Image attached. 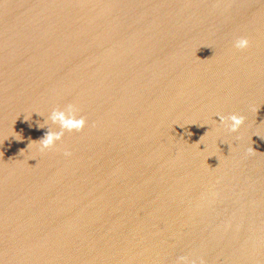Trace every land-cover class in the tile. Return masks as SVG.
Masks as SVG:
<instances>
[{
	"label": "water",
	"instance_id": "95a60500",
	"mask_svg": "<svg viewBox=\"0 0 264 264\" xmlns=\"http://www.w3.org/2000/svg\"><path fill=\"white\" fill-rule=\"evenodd\" d=\"M182 255L264 264V0H0V264Z\"/></svg>",
	"mask_w": 264,
	"mask_h": 264
},
{
	"label": "clouds",
	"instance_id": "9594fccd",
	"mask_svg": "<svg viewBox=\"0 0 264 264\" xmlns=\"http://www.w3.org/2000/svg\"><path fill=\"white\" fill-rule=\"evenodd\" d=\"M249 45L247 39L241 38L234 42L236 48H246ZM79 109L74 104H68L63 110L53 109L47 119L44 118L42 124H39L40 128L48 127V122L52 125H58L59 131H53L48 127L45 135L36 141L39 143L40 149H49L54 146L57 141H60L65 131H81L86 125V118L82 115H78ZM219 123L224 126L229 132H237L245 122V117L242 115L232 114L227 117L217 116ZM205 125V124H203ZM200 125V126H203ZM207 133V132H206ZM205 133V134H206ZM204 134V135H205ZM65 156H70V152H65ZM176 264H196L195 261L189 259L188 256H178ZM200 264H204L203 260H200Z\"/></svg>",
	"mask_w": 264,
	"mask_h": 264
}]
</instances>
